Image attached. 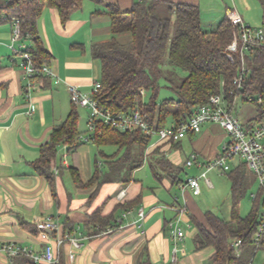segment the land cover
<instances>
[{
  "label": "crops",
  "instance_id": "0c3cea01",
  "mask_svg": "<svg viewBox=\"0 0 264 264\" xmlns=\"http://www.w3.org/2000/svg\"><path fill=\"white\" fill-rule=\"evenodd\" d=\"M136 1L103 0L89 16L75 13L65 24L56 9L46 8L38 21V33L52 54L49 66L55 77L40 75L26 78L21 57L15 55L10 47L12 29L9 24H0V35L7 31L8 36L5 41H0V49L4 50V53L0 50V247L7 242H17L39 253L52 245L56 248L60 264H211L214 249L197 250L195 226L193 245H185L186 232L176 251L168 225L178 215L174 210L178 206L188 209L183 222L189 224L191 216L204 222L206 213L199 215L190 208L196 197L190 190L185 191V205L173 193L183 189L185 182L180 184L179 171L185 167L190 154L197 153L200 161L206 163L217 157L228 142L229 135L219 125L205 124L199 134H190L177 143L150 145L146 151L149 157L147 155L148 160H145L152 173L149 179L136 178L137 169L130 182L105 184L92 199L96 186L78 187L70 168H77L82 182L87 184L94 176L97 159L104 161L95 144H83L73 153H68L67 145L62 146L53 183L36 169L54 129L64 123L75 108L68 87L73 85L84 92H91L100 80L101 66L93 59L91 49L96 43L108 41L112 35L110 26L106 30L99 26V19L104 16L95 12L101 11L106 4H117L127 12ZM165 1L200 6L203 26L205 0ZM229 10L226 8L222 17L213 16L211 24L208 20L212 15L209 13L206 21L211 29L228 17ZM241 16L251 26L248 17ZM25 43L33 46L30 41ZM76 109L80 124L81 108ZM254 118L250 116L245 124ZM184 140H187L188 152L184 150ZM109 147L101 149L103 155H114L118 151L116 147L108 150ZM158 147L160 150L156 152ZM182 151L186 158H183ZM159 153H163L173 165L171 170L164 169L155 160ZM122 205L126 206L124 210L118 209ZM140 209L146 213L143 222L139 221ZM98 212L102 218L121 213L122 226L91 236L87 225L91 216ZM231 215L232 206L230 217L222 218L230 220ZM49 220L59 225L58 231L46 230L42 233L38 223ZM66 236L78 238L80 246L65 242L57 248L58 240ZM70 254L74 255L73 261ZM14 259L0 251V264H23L20 259Z\"/></svg>",
  "mask_w": 264,
  "mask_h": 264
},
{
  "label": "trees",
  "instance_id": "16d2710c",
  "mask_svg": "<svg viewBox=\"0 0 264 264\" xmlns=\"http://www.w3.org/2000/svg\"><path fill=\"white\" fill-rule=\"evenodd\" d=\"M94 1L103 3V0ZM259 1L264 7V0ZM82 5L83 0H11L9 3L0 2V12L5 11L10 18L21 21L24 41L33 43L28 51L35 65L42 67L49 66L53 58L38 33V21L44 10L56 9L65 24L82 9ZM95 14L108 19L112 35L108 41L96 43L91 49L93 59L101 66V88L94 94L101 106L115 114L140 111L149 116L152 125L163 129L169 121L179 124L192 117L200 107L210 103L211 95L225 94L229 102L239 96L243 103L255 107L256 115L248 121L249 125L264 121V48L249 54V73L242 88L237 90L235 79L242 63L238 55H234L232 60L226 51L236 31L227 16L215 29L207 31L202 26L200 6L184 2L138 0L127 12L117 4H106L104 10H97ZM127 34L130 35L128 41L120 40V36ZM162 79L173 97L159 104ZM147 92L151 93V98L144 102ZM251 97L255 100L250 101ZM259 98H262L261 103ZM76 107L68 119L54 129L36 165L38 172L51 183L56 175L59 149L67 145L68 153H73L81 145L88 144L80 142L82 132ZM151 142L152 138L140 130L121 132L103 128L102 133H97L90 143L99 148L104 161L97 159L94 176L87 184L82 182L79 170L71 167L74 183L83 188L96 186L92 199L105 184L130 182L133 172L144 165ZM106 146L116 147L118 151L114 155H103L101 149ZM159 150L160 147L155 151ZM158 163L164 169L173 166L167 158ZM185 167L179 171L180 174ZM246 169L247 165L241 161L230 170V220L210 211L205 214L204 222L191 216L197 229V250L214 249L211 264H249L257 251L264 249V236L259 247L255 243L263 217L262 193H257L249 215L242 217L239 211L240 201L248 187ZM180 182L184 183L181 179ZM125 207L122 205L118 209L124 210ZM120 214L107 218L100 217L99 212L93 214L87 225L91 236L109 228L119 229L123 224ZM239 240L242 245L236 250L234 244ZM15 259H20L23 264H39L25 256Z\"/></svg>",
  "mask_w": 264,
  "mask_h": 264
},
{
  "label": "built area",
  "instance_id": "2783aa9c",
  "mask_svg": "<svg viewBox=\"0 0 264 264\" xmlns=\"http://www.w3.org/2000/svg\"><path fill=\"white\" fill-rule=\"evenodd\" d=\"M11 0H1V2L9 3ZM228 18L232 25L236 28L233 42L227 47L226 51L233 60L234 55H238L242 63V68L239 76L235 79L237 90L242 88L247 75L249 73L248 60L249 54L255 49L264 48V28L251 27L248 25L240 13L236 9L229 10ZM0 24H9L11 33V49L14 54L21 57V67L28 79L36 76L47 75L55 77V74L50 66H36L34 60L29 53V48L22 33L21 21L18 18H10L7 13L0 12ZM69 92L71 101L74 106L88 110L87 126L88 133L81 134L80 142L90 143L94 141V136L101 134L103 128L118 130L121 132H133L140 130L143 134L158 137V142L150 145L177 143L186 138L190 134H199L205 124H217L225 131L230 141L224 144L221 152L217 157L209 162H202L197 153L190 154L186 164L188 167L196 166L202 169V173L197 178H189L183 185V193L190 190L194 196L200 194V181L207 179V174L212 170H220L223 173L231 170L229 164L235 158L247 165L257 176L259 191L263 195L264 201V121L249 125L243 123L240 118L235 115L234 110L237 105L239 96H236L233 102L226 100L225 94L211 95L210 103L198 109V111L189 119L181 121L179 124H171L163 129H158L157 125H152L147 114L140 111L133 113L115 114L110 109L100 105L94 94L101 88L100 81H97L91 92H84L78 87L70 85ZM255 100L251 97L250 101ZM262 98H259V103ZM257 196L254 195L255 199ZM181 216L187 214L186 206H178L174 208ZM126 217V215L124 216ZM146 218L144 209L139 210V221L143 222ZM182 219L176 218L169 222L168 228L171 238L177 245L185 239V232L182 228ZM38 229L44 233L46 230L58 231L59 225L53 221L38 223ZM45 236V234H44ZM264 236V204L262 222L258 228L255 237V243L259 247L261 239ZM65 242H70L73 245L80 246V240L76 237L66 236L60 238L57 243V248H60ZM242 241L239 240L234 244V247L239 249ZM0 251L5 253L10 259L20 256H25L39 264H60V259L57 255L56 248L52 245L47 246L42 252L36 253L31 248L21 245L17 242H7L0 247ZM239 254V252H238ZM70 260H74V255L70 254ZM176 262V256L173 258ZM249 264H254L253 259Z\"/></svg>",
  "mask_w": 264,
  "mask_h": 264
},
{
  "label": "rangeland",
  "instance_id": "374dc122",
  "mask_svg": "<svg viewBox=\"0 0 264 264\" xmlns=\"http://www.w3.org/2000/svg\"><path fill=\"white\" fill-rule=\"evenodd\" d=\"M1 2V0H0ZM95 6L97 7L98 4L94 0H83L82 9H80L77 13H83L86 15H90L91 12L95 10ZM105 7H101V10H104ZM203 14H204V21H203V28L205 30H213L212 27L209 25L211 24L213 16H224L226 8L230 9H237L241 15H246L248 17V22L251 24V27H264V7L260 3L259 0H205V4H203ZM211 13V17L209 18L207 23V17ZM99 26L103 27L105 30L108 26H110L108 19L106 17H101L99 19ZM109 24V25H108ZM7 32V31H6ZM5 32L4 35H0V41H5L7 39V33ZM110 38V37H109ZM130 39V35H122L120 36V40L126 42ZM10 43V41L8 40ZM3 53L4 50L0 49ZM161 89L159 91L158 96V103H162L163 100L172 98L173 93L168 89L167 83L164 79L160 82ZM151 98V93L144 94V102H149ZM81 120H80V131L82 134H87L88 126L86 117L88 115V110L81 108ZM235 115H237L243 123H246L250 116L256 115L255 107L252 104L243 103L241 98L238 100L237 105L234 110ZM166 126H171V121L167 123ZM205 126L204 128H206ZM218 137V136H217ZM230 141V139L228 140ZM158 137L154 136L152 139L151 144L157 143ZM187 140H184V150L186 152L189 151V146L187 145ZM108 150H114V147H109ZM114 148V149H113ZM148 155V154H147ZM145 157V160H148V157ZM158 158H155L156 161L166 159V156L163 153L158 154ZM183 158H186L183 151H182ZM152 158V156H150ZM240 159L235 158L233 161H230L229 164L233 169H235L240 164ZM183 165L181 166V168ZM196 166L190 168H184L183 172H181L180 179L186 182L188 178L191 177H198L202 171L197 170ZM171 170V169H166ZM103 171H105L103 169ZM171 172V171H170ZM189 173L186 175V173ZM134 176L140 180L149 179L152 176L151 169L146 161L143 167L135 171ZM246 176L248 180V187L246 189V193L244 197L241 199L239 204V211L241 216H247L251 212L254 206V198L253 196L259 192V184L257 181V176L255 173L247 168L246 169ZM207 179L209 182L205 180L200 181V194L194 197L190 208L195 212H198L199 215L205 214L208 211L213 212L221 217L229 218L230 211L232 206V198H231V181H230V171L223 173L220 170H212L207 174ZM191 192V191H190ZM180 200L182 205H185V197L186 193H183L182 189L176 190L175 193ZM192 194V192H191ZM183 217L180 214L176 216V218L182 219V228L184 232L187 234L186 240L184 241L185 245H193L192 242V234L194 231V224L191 221L189 224L183 222ZM175 218V219H176ZM174 219V220H175ZM190 225V227H189ZM175 247V244H174ZM178 259H180L179 255H177ZM254 264H264V249H260L257 251L253 258Z\"/></svg>",
  "mask_w": 264,
  "mask_h": 264
}]
</instances>
